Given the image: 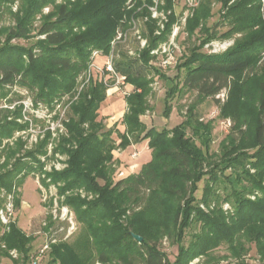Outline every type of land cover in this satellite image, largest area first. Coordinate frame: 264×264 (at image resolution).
<instances>
[{
    "label": "trees",
    "instance_id": "16d2710c",
    "mask_svg": "<svg viewBox=\"0 0 264 264\" xmlns=\"http://www.w3.org/2000/svg\"><path fill=\"white\" fill-rule=\"evenodd\" d=\"M126 1L22 0L18 11L12 13L15 24L2 28L6 39L0 42V97L5 95V86L15 83L34 90L35 102L47 104L54 96L70 92L76 77L88 65L91 49L108 52L122 17L136 13V8L126 9ZM229 1L222 0L225 11L220 14V23L227 25V30L220 33V23L207 25L211 6L210 0H203L185 24L189 37L200 34V44L176 65L173 76L153 68L167 84L164 114L171 110L169 103L174 95L195 93L178 125L156 128L143 123L141 116L147 109L145 100L152 78L147 77L149 71L136 68L139 63L150 68V50L167 38L176 20L171 12L160 35L153 34L156 22L149 17L150 41L140 51V59L122 54L115 62V69L135 87L126 96L122 132L107 128L97 119L106 87L95 80L71 103L68 120L63 122L66 134L53 137L46 130L29 149L21 138L2 147L0 187L15 194L24 178L36 171L43 175L45 185L56 186L58 195L64 197L63 202L71 206L77 222L83 225L80 240L51 245L50 264H188L201 255L218 259L212 251L220 245L226 247L225 257L235 260L233 264H264V17L260 0H233L228 5ZM46 4L51 10L44 13ZM164 7L172 9V0H165ZM37 14L39 23L34 28ZM236 34L232 45L220 53L201 50L213 38ZM12 39L30 42L21 46L12 44ZM259 60L263 72L241 80ZM222 90L227 92L224 101L216 96ZM206 98L220 105L222 117L234 121L218 154L209 152L210 122H202L196 110V104ZM12 112L0 106V145L2 139L27 125L7 119ZM113 132L121 147L147 140L151 152L150 160L137 172L115 179L110 163L115 148ZM48 143H52L53 151L49 155ZM56 153L67 156L66 166L44 169L41 156L50 158ZM203 177L202 197L197 199L194 193ZM78 188L94 197L69 194ZM189 228L195 231L185 245L183 237ZM132 233L142 240H136ZM164 236L177 244L173 260L158 248ZM0 240L7 248L18 250L24 264L32 261V238L15 222ZM252 246L258 263L244 257Z\"/></svg>",
    "mask_w": 264,
    "mask_h": 264
},
{
    "label": "rangeland",
    "instance_id": "374dc122",
    "mask_svg": "<svg viewBox=\"0 0 264 264\" xmlns=\"http://www.w3.org/2000/svg\"><path fill=\"white\" fill-rule=\"evenodd\" d=\"M22 0H3L0 2V42L6 39V32L3 27L15 24L13 12L18 11ZM61 0H57L60 2ZM203 0H172V9H165V0H127L126 9L136 8V13L132 15H124L121 23L117 26L115 35L110 41L108 52H104L99 48H92L88 65L76 77L73 89L67 93H61L54 96L53 100L47 104L43 101H34L35 91L28 87L15 83L13 86H5L3 92L5 95L0 97V106L6 107L13 111L9 113L7 119H15L17 122L27 124L24 129L17 130L13 136L2 139L0 151L2 147L8 143L12 144L14 139L21 138L25 141V149H29L37 141L38 136L44 135L46 130L52 132L53 137L58 134H66L64 121L68 120L70 113V105L76 101L84 90H86L93 81L103 83L106 87V98L98 109L97 119L101 120L107 128L114 127L122 132L124 125L121 123L122 116L127 108L126 96L133 92L134 85L127 81L126 76L119 73L115 69V62L125 54L127 58L140 59V51H142L150 41L148 36L149 26L147 22L149 17L155 19L153 34L160 35L165 29V21L169 13H174L176 20L171 25L167 38L159 40L157 45L150 50V59L148 66L145 68L140 63L136 64V68L149 71L147 77L152 78L149 83L150 91L146 94L147 109L141 116L143 123L147 127L154 126L156 128H173L178 125L184 118L186 108L195 99L194 92H187L180 95L177 93L170 100L171 110L168 114H164L167 102L164 96L167 89L166 82L155 72L154 67L168 76L176 73V65L181 62L191 51V48L200 44L197 38L199 33H194L190 37L185 30L186 18L192 16L194 9L199 6ZM261 1V12L264 17V0ZM233 0L228 2L231 4ZM211 15L207 19V25L221 22V13L225 10L222 8V0H210ZM51 10V5L46 4L42 12L47 13ZM40 14H37L33 21V27L39 23ZM227 25L220 23L217 30L221 33L227 30ZM34 32V30L32 31ZM239 34L227 38H213L205 43L202 51L208 52L206 45L210 42H226L232 45L234 39ZM43 37V36H38ZM30 41L26 39H12V44L27 46ZM225 48V49H226ZM224 49V50H225ZM222 50V51H224ZM220 51V52H222ZM217 52V53H220ZM169 57V58H168ZM112 59V66L115 73L107 71L105 64ZM168 60V62H166ZM262 60L250 70H247L241 76V80L247 77L258 76L263 72ZM226 90L224 97L219 96L221 101L226 98ZM218 98V97H217ZM196 110L199 119L202 122H210L211 140L209 143V152L218 154L221 143L228 134L231 133L230 128L234 121L230 117H222L220 113V105L212 98H206L202 102L196 104ZM187 134L191 135V130H187ZM112 137L115 139V148L112 149V159L110 161L113 168L112 177L115 179L119 176V172L127 175L129 172H137L139 168L150 160L151 152L147 146V140L138 142L132 141L126 148L119 145L120 139L116 132ZM199 144V141L196 140ZM48 155L52 151V143L47 145ZM138 152L137 157H132V152ZM248 151H253L249 149ZM45 159L44 169L50 170L55 167L57 170L66 166L67 156L65 154H55L54 157ZM4 161V154L0 157V162ZM229 171V169L227 170ZM253 171V169L251 170ZM43 176V175H42ZM38 172L28 174L24 181L17 188L16 193L7 192L0 187V238L8 231L9 225L15 222L16 226L21 229L27 236H31L30 254L39 251L44 245L47 247L43 250L42 256L37 261H28L27 264H50L51 245L59 242L73 243L78 241L83 225L77 222L74 210L71 206L63 202L64 197L59 196L57 188L53 184L45 185ZM203 177L197 183L195 197H202L203 187L205 183ZM78 194L82 198L92 199L93 193L85 191L83 188L70 191L69 194ZM17 199V203L16 200ZM201 208L205 207L201 204ZM228 205L224 204V208ZM2 215L6 222L3 223ZM195 229L189 228L183 237V243L188 244L191 239V233ZM158 248L164 252L170 260H173L177 253V244L171 237L164 236L159 239ZM13 250L15 253H13ZM213 255L219 256L218 259L210 260L205 256H198L192 259L188 264H233L235 260L225 257L227 254L226 247L220 245L213 249ZM251 263H258L256 259L255 248L252 246L251 251L244 256ZM0 264H24L22 254L15 248H7L3 241L0 240ZM58 264V263H57ZM92 264H100L93 261Z\"/></svg>",
    "mask_w": 264,
    "mask_h": 264
},
{
    "label": "built area",
    "instance_id": "2783aa9c",
    "mask_svg": "<svg viewBox=\"0 0 264 264\" xmlns=\"http://www.w3.org/2000/svg\"><path fill=\"white\" fill-rule=\"evenodd\" d=\"M230 44L229 41H226V42H218V43H213V42H210L206 45V47L208 48V52L209 53H217V52H220L222 50H224L228 45ZM169 58V57H168ZM166 62H168V60H166ZM105 68L107 69V71H111L112 73H115V70L112 66V59L110 58L106 64H105ZM224 94H225V90H222L220 91L219 94H217L216 96L219 98V96H222V98L224 97ZM131 156L132 157H137L138 156V152L135 151V152H132L131 153ZM119 176H123L125 175L122 171L118 173ZM2 221L3 223L6 222L4 220V216L2 215ZM47 247V245H44L43 248H41L39 251L35 252L32 256V260L34 261H37L38 259H40V257L42 256V252L43 250ZM13 253H15V251L13 250Z\"/></svg>",
    "mask_w": 264,
    "mask_h": 264
},
{
    "label": "water",
    "instance_id": "95a60500",
    "mask_svg": "<svg viewBox=\"0 0 264 264\" xmlns=\"http://www.w3.org/2000/svg\"><path fill=\"white\" fill-rule=\"evenodd\" d=\"M132 236H133L136 240H138V241H141V240H142V237H141L140 235H137V234H135V233H132Z\"/></svg>",
    "mask_w": 264,
    "mask_h": 264
}]
</instances>
